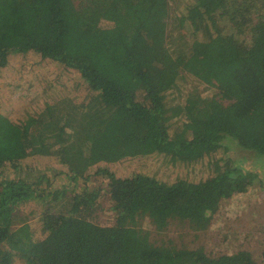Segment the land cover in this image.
I'll return each mask as SVG.
<instances>
[{"label": "trees", "instance_id": "obj_1", "mask_svg": "<svg viewBox=\"0 0 264 264\" xmlns=\"http://www.w3.org/2000/svg\"><path fill=\"white\" fill-rule=\"evenodd\" d=\"M30 53L76 70L86 96L20 124L0 113V264H264V250L261 261L245 250L213 259L140 229L147 220L159 231L170 221L206 231L222 202L263 185L264 0H0V71ZM196 53L209 61L212 96L193 89L183 104L149 77ZM152 154L212 161L206 175L173 183L106 168ZM43 158L60 164L62 185L40 170ZM97 173L108 188L80 187ZM104 192L110 225L93 217Z\"/></svg>", "mask_w": 264, "mask_h": 264}, {"label": "rangeland", "instance_id": "obj_2", "mask_svg": "<svg viewBox=\"0 0 264 264\" xmlns=\"http://www.w3.org/2000/svg\"><path fill=\"white\" fill-rule=\"evenodd\" d=\"M210 70L205 55L196 53L189 58L185 66L167 69L164 72L153 71L149 77L158 89L167 93L168 97L184 104L190 90L197 89L205 97L216 92L214 75ZM85 90L86 85L76 70L43 59L37 54H15L11 56L8 66L0 71V113L14 123L20 124L28 121L30 115H39L46 106L56 104L65 98H70L74 103H82L86 96ZM229 157L242 163L246 170L252 168L253 163L256 164V160L253 159L252 162L246 154L230 152ZM211 161V157H206L202 163L195 165L152 154L106 164V168L119 178L143 174L164 183H173L178 179L193 180L206 175L205 171L200 170H205ZM39 166L40 170L46 167L50 170L49 179L53 180L55 186L65 182L60 174L61 166L56 160L43 158ZM256 167L255 171L264 180V165ZM56 172L58 173L55 174ZM97 174L99 175L93 176L86 183L80 179V187L86 185L91 189L108 188L109 178ZM11 177L12 174L7 176ZM42 184L43 182L39 183L41 187ZM105 192L99 199V206L93 217L102 225H110L114 222V214L110 210L111 201L105 196ZM30 204L35 206L37 203ZM28 212L30 215L34 213L33 210ZM30 220L34 225L35 234L41 236L43 232L38 225V219ZM140 223V229L147 232L150 240L157 244L169 243L177 248L190 250L202 247L213 259L245 250L252 253L256 260L261 261L264 250V183L263 185L256 183L246 192L236 194L230 200L222 202L206 231L196 232L189 223L177 221H170L163 231L152 227L147 220ZM19 263L22 264L20 261Z\"/></svg>", "mask_w": 264, "mask_h": 264}]
</instances>
